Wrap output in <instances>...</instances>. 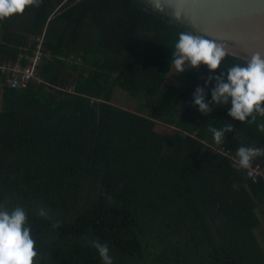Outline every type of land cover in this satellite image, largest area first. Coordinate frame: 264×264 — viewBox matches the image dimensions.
I'll list each match as a JSON object with an SVG mask.
<instances>
[{
    "label": "trees",
    "instance_id": "trees-1",
    "mask_svg": "<svg viewBox=\"0 0 264 264\" xmlns=\"http://www.w3.org/2000/svg\"><path fill=\"white\" fill-rule=\"evenodd\" d=\"M182 30L141 0H42L0 20L1 62L44 36L43 82L0 87V205L25 207L41 264H103L96 239L113 264H264V182L214 150L262 148L264 132L197 110L206 66L168 76ZM118 90L147 114L116 107ZM225 122L217 145L209 125Z\"/></svg>",
    "mask_w": 264,
    "mask_h": 264
},
{
    "label": "clouds",
    "instance_id": "clouds-1",
    "mask_svg": "<svg viewBox=\"0 0 264 264\" xmlns=\"http://www.w3.org/2000/svg\"><path fill=\"white\" fill-rule=\"evenodd\" d=\"M41 2L0 0V20L20 14L26 7H38ZM177 37L171 51L170 66H174L179 74L186 70H198L202 65L209 72L205 86H197L192 93L191 103L197 110L205 115L212 112V105H226L231 121L255 123V127L264 132V53L252 52L221 70L228 55L223 42L185 30L179 31ZM217 69L219 71H214ZM210 82L214 83L206 92L205 88ZM233 128V123L228 122L219 128L209 125L217 145L223 142L225 133L232 132ZM261 154H264V148L242 144L236 149L237 164L247 168L250 161ZM38 215H47L43 207L38 210ZM90 243L97 250L103 264H113L107 242L96 239ZM41 259L25 207L19 204L11 208L0 205V264H41Z\"/></svg>",
    "mask_w": 264,
    "mask_h": 264
},
{
    "label": "water",
    "instance_id": "water-1",
    "mask_svg": "<svg viewBox=\"0 0 264 264\" xmlns=\"http://www.w3.org/2000/svg\"><path fill=\"white\" fill-rule=\"evenodd\" d=\"M188 31L225 44L228 55L264 53V0H141Z\"/></svg>",
    "mask_w": 264,
    "mask_h": 264
},
{
    "label": "built area",
    "instance_id": "built-area-1",
    "mask_svg": "<svg viewBox=\"0 0 264 264\" xmlns=\"http://www.w3.org/2000/svg\"><path fill=\"white\" fill-rule=\"evenodd\" d=\"M44 36L39 39L35 50L25 48V52L19 54L15 62L0 61V87L11 89H21L27 87L32 82H43L38 72V66L44 55L42 52ZM216 152L221 153L229 158L232 166L244 170L245 177L253 182H264V160H258L257 157L250 161L247 168H241L237 164L236 153L229 148L216 147Z\"/></svg>",
    "mask_w": 264,
    "mask_h": 264
},
{
    "label": "rangeland",
    "instance_id": "rangeland-1",
    "mask_svg": "<svg viewBox=\"0 0 264 264\" xmlns=\"http://www.w3.org/2000/svg\"><path fill=\"white\" fill-rule=\"evenodd\" d=\"M186 67H188V66L186 65ZM183 73H180V74H183ZM173 74H179V73L176 72L174 66H169L168 76H171ZM68 90H70V88ZM113 103L116 107L130 111L132 113L133 112L134 113H140L141 115L144 116L147 114V111H148V108L151 104V101H147V100H145V98H142V100L137 101V100H135V98L128 97L125 92L118 90ZM164 130H165L164 133H167L169 135L176 132L173 129H164ZM261 147L264 148L263 146H261ZM256 212L258 214V217L261 220V225L255 231V234L257 236L260 247L264 252V205L258 204L257 208H256Z\"/></svg>",
    "mask_w": 264,
    "mask_h": 264
}]
</instances>
